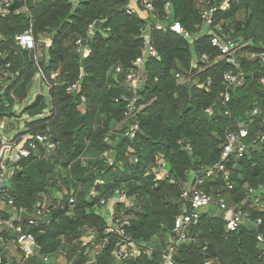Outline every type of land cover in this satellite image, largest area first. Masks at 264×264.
<instances>
[{"label":"trees","instance_id":"trees-1","mask_svg":"<svg viewBox=\"0 0 264 264\" xmlns=\"http://www.w3.org/2000/svg\"><path fill=\"white\" fill-rule=\"evenodd\" d=\"M24 5L28 10L15 12ZM127 5L128 0H14L8 15L0 14V71L8 68L14 75L3 92L5 98H0V112L13 117L11 93L26 98L38 73L34 54L14 42L32 17L35 40L45 54L44 72L53 83L48 89L52 108L48 116L28 122L26 131L48 134L56 143L51 153L33 152L23 158L22 174L14 176L12 193L17 203L29 213L39 206L48 218L45 223L24 225L36 237L32 255L22 251L18 261L6 258L0 247L5 264H119L117 234H107L108 220L96 208L100 198H109L116 188L127 189L135 197V206L126 209L130 216L126 235L135 244L154 246L152 254L130 257L127 264H159L162 249L175 233V219L182 213L179 191L189 172L201 174L219 161L227 133L239 124L249 127L248 141L264 132L260 81L264 67L258 59L241 57L243 82L229 88L225 100L224 76L234 68L219 59L210 35L201 33L203 20L193 0H156L155 13L167 26L180 21L188 32L200 36L186 38L169 27L152 30L159 58L145 61L146 81L137 92L136 113L129 118L135 94L125 78L145 45L146 13L141 7L128 13ZM93 22L95 32L88 34ZM214 24L225 32L234 28V38L245 44L242 53L264 51V0H235L228 10L217 12ZM80 36L91 46L88 57L76 50ZM46 37L49 46L42 41ZM118 66L122 72L115 78ZM176 73L193 76L180 83ZM195 82L208 84L207 88H198ZM72 83L78 84L77 89L68 91ZM36 105H28L25 111ZM209 107L212 114L206 112ZM255 107L258 113L252 115ZM117 123L121 125L116 134L105 140ZM133 123L138 131L131 138L127 131ZM163 161L175 183L157 178L154 168ZM227 165L234 188H225L223 177L216 173L205 181L204 189L221 194L229 206H241L245 200L244 209L251 217H262L264 233V210L257 204L264 205V188L260 196L247 194L250 188L264 185V147H249ZM93 188L96 197L90 196ZM71 194L76 196L73 203ZM65 200L66 209L54 219L53 212ZM212 205L188 228V239L176 247V262L204 264L208 258L220 264H264L257 231L248 224L229 230L226 213ZM123 207L117 204V209ZM103 243L98 255H92Z\"/></svg>","mask_w":264,"mask_h":264},{"label":"built area","instance_id":"built-area-1","mask_svg":"<svg viewBox=\"0 0 264 264\" xmlns=\"http://www.w3.org/2000/svg\"><path fill=\"white\" fill-rule=\"evenodd\" d=\"M26 1V0H25ZM36 1V0H35ZM38 1V0H37ZM198 8L202 23V32L210 35L211 44L218 49L220 55L219 59L226 60L234 69L227 72L224 76L225 83L227 85L225 100L229 98V88L233 85H240L243 82L242 72L240 71V58L246 57L249 60L258 59L261 67H264V51L242 53V46L245 44L240 43L233 36L234 28H230L228 31H223L220 26L214 24V18L217 12H224L230 8L232 2L235 0H193ZM14 3V0H0V14L6 17L9 10ZM156 0H128L127 12L132 13L138 8H143L146 13V25L142 30L145 45L142 53L133 62L132 67L126 74V84L131 89L135 96L129 103L130 111L127 116L130 118L136 113L135 103L137 101V92L140 86L146 81L144 74L145 61L152 58H159L157 49L152 44V30H162L170 28L179 35L186 38L197 39L200 34L193 35L188 32L180 21H174L171 25L167 26L163 20L158 18L155 13ZM169 5L167 1L165 9L167 10L166 19L169 17ZM28 10L24 5L23 8L15 10L16 13ZM95 22L91 23L88 27V34H94ZM214 28L217 31H214ZM2 37V35L0 34ZM14 42L21 49L34 54V62L37 67L38 73L42 83L45 84L47 89L53 87V83L49 80L44 72V58L45 54L40 49L38 43L35 40L33 34V21L30 17V23L27 29L23 32L17 33L14 36ZM45 46L51 44L49 37L43 39ZM76 50L81 54V57H88L91 52V46L86 42L84 37L80 36L75 41ZM204 58L208 59L207 55ZM237 70V71H236ZM122 72V68L118 66L115 72V78ZM14 76L8 69L0 71V98L4 99L3 92L10 84L9 78ZM177 80L181 82H188L192 79L193 74L184 76L180 73H176ZM260 81L264 84V75L261 76ZM198 88H207L208 84L195 82ZM78 84H68L67 90L74 91L77 89ZM11 97L15 102L18 101L17 96L11 93ZM118 101V99L116 100ZM8 101H5V105L8 106ZM208 114L213 113V108L206 109ZM258 113V108L255 107L252 110V115ZM8 120V116L0 112V238L7 233L15 236V242L20 246L22 251L26 255H32L37 245L36 237L25 229L24 225L34 226L39 222H47L48 213L44 212L39 206H36V212L29 213L25 206L19 205L16 201L15 195L12 193L14 176L21 171V160L29 157L33 152H48L51 153L56 149V143L51 139L48 134L40 132L21 131L13 137H7L4 133L9 131L5 125ZM120 123L113 126L107 133L105 140H109L112 135L116 134V131L120 127ZM138 131V124L133 123L129 126L127 134L131 138L136 136ZM250 138V129L245 124H239V127L230 130L226 135V142L223 147L221 157L219 161L215 162L211 166H208L201 174L196 172H189L190 177L184 181L183 186L179 191V197L183 202L182 213L175 219V225L173 233L169 237V243L167 247L162 249L159 264H178L174 258V251L176 247L186 239L187 230L190 226L198 223L200 215L204 209L212 204H215L217 208L226 213V225L229 230H235L240 225H251L257 231V240L262 248V254L264 256V233L260 231V226L263 224L262 217L258 216L253 219L250 212L244 209L245 200L241 206H229L224 197L221 194H214L204 189L203 184L214 174L220 173L225 182V188L231 190L234 188V183L231 180V172L227 163L230 160H235L242 157L249 147L262 146L264 147V132L256 134L254 138L248 141ZM109 156V153H105ZM164 158L165 155L161 154ZM154 172L158 179H168L171 183H175V178L171 175L170 170L166 165V161H163L159 166L154 168ZM264 185H259L257 188H250L247 192L248 195L255 196L261 195ZM90 196L96 197V190L93 188ZM76 196L71 194L69 201L75 202ZM258 200V199H257ZM125 204V207L117 209V204ZM135 197H132L127 189L116 188L114 193L109 197L100 198L99 204L96 205L97 210L103 214L108 220L107 234H117V259L119 264H127V260L133 256H141L143 254H152L154 246L150 243L142 242L135 244L129 236L126 235V226L130 224V216L126 213V209L135 206ZM258 206L264 210V205L257 201ZM237 208V210H235ZM28 214L29 216H25ZM105 243L100 244L91 251L92 255H98L99 251L104 247ZM0 264L4 263V257L0 254ZM204 264H220L215 259H205Z\"/></svg>","mask_w":264,"mask_h":264},{"label":"rangeland","instance_id":"rangeland-1","mask_svg":"<svg viewBox=\"0 0 264 264\" xmlns=\"http://www.w3.org/2000/svg\"><path fill=\"white\" fill-rule=\"evenodd\" d=\"M43 41V39H42ZM38 93H42V95L44 96V98L47 100V104L48 107L43 110L42 114L37 115V116H28L27 111H25V108L30 105V103L33 101L34 97L38 94ZM52 108V102H51V96L50 93L47 89V87L45 86L44 83H42L40 76L36 75L33 82H32V86L28 92V95L26 98L24 99H20L17 102H15L14 107L12 109L13 117H9L8 116V120L6 122V126L8 127L9 131L4 133L7 137H13L15 136L17 133L24 131L27 123L34 121L36 119L39 118H43L45 116H48L50 113V110ZM0 130L2 132H4L1 128ZM111 158V157H110ZM213 205H210L209 207H211ZM4 245V246H3ZM0 246L3 249V255L6 258H17L18 260L21 257L18 249L16 248L15 243H12L11 241H5V244L0 242ZM19 256V257H17ZM61 261H64V258L61 257L60 258Z\"/></svg>","mask_w":264,"mask_h":264},{"label":"water","instance_id":"water-1","mask_svg":"<svg viewBox=\"0 0 264 264\" xmlns=\"http://www.w3.org/2000/svg\"><path fill=\"white\" fill-rule=\"evenodd\" d=\"M32 86V82L29 84L28 86V91L30 90ZM42 96L41 100L39 101L40 97ZM39 101L38 105H36V103ZM30 105H36L34 108H31L27 111L28 113V116H37V115H40L42 114L43 110H45L47 107H48V104H47V100L44 98V96L42 95V93H38L33 101L30 103ZM22 174V171L18 172V175H21ZM99 184H97V189L99 188ZM68 205V200H65L64 201V205L58 209L56 212H53L52 214V217L54 219L57 218V216L63 211L66 209ZM235 210H237V208H235ZM25 216H29L28 214H24Z\"/></svg>","mask_w":264,"mask_h":264},{"label":"crops","instance_id":"crops-1","mask_svg":"<svg viewBox=\"0 0 264 264\" xmlns=\"http://www.w3.org/2000/svg\"><path fill=\"white\" fill-rule=\"evenodd\" d=\"M18 98V97H17ZM18 100H20L19 98H18ZM7 116H9V115H7ZM7 132H8V130H7ZM22 171V170H21ZM20 172V171H19ZM18 174V173H17ZM14 183V182H13ZM9 237H7V238H5V236L3 235L2 236V238H0V242L1 243H3V244H5V241H8V242H12V243H15V245H16V248L18 249V251H19V253H20V255H21V257H22V249L20 248V246L15 242V236L13 235V234H9L8 235ZM4 246V245H3ZM1 247V246H0ZM2 248V247H1ZM1 254V253H0ZM2 255V254H1ZM17 257H19V256H17ZM11 258V257H10ZM16 260H18L17 258H15ZM21 260V258L18 260V261H20Z\"/></svg>","mask_w":264,"mask_h":264}]
</instances>
